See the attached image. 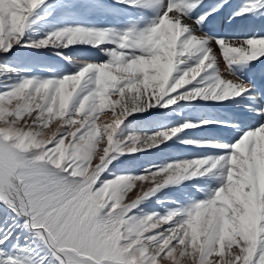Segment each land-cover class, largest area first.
<instances>
[{"label":"rangeland","instance_id":"rangeland-1","mask_svg":"<svg viewBox=\"0 0 264 264\" xmlns=\"http://www.w3.org/2000/svg\"><path fill=\"white\" fill-rule=\"evenodd\" d=\"M72 1L0 0V64L17 72L21 81L14 86L0 82V158L15 170L31 217L28 222L0 202V264H59L40 231L31 227H44L58 248L102 264H150L152 259L157 264H264L260 169H239L229 159L222 169H190L195 173L193 180L168 187L172 193L180 189L186 199L169 197L161 189L148 195L153 184H162L163 172L170 165L206 158L180 155L177 136L154 150L142 149L145 136L152 131L139 116L125 118L110 140L96 122L90 121L93 115L112 113L103 102L119 96L124 84L108 74L98 75L99 70L93 75L83 74V68L98 67L103 61L116 67L126 58L112 54L89 63L86 49L92 45L70 36L77 30H96L101 18L84 16L79 4L71 10ZM147 1L105 2L104 6L118 14L124 11L121 19L125 27L120 35L117 32L119 41L114 45L117 50L135 44L136 31L147 35L153 41L152 50H157L162 41L171 45L186 30L183 19L175 15L179 11L174 10L171 25L159 31L164 17L152 16L138 6ZM27 8L26 21L17 27L18 18ZM263 12L264 0L248 1L246 6L229 12L232 17L228 18V28L234 29L233 25H238L234 22H239V29L242 20L248 25L243 36L225 32L220 35L222 39L215 40L194 29L202 34L200 42L204 43L229 41L228 45L241 38L256 41L255 54L236 57L238 62L248 59L254 63L264 54V34H259ZM130 20L139 28L129 24ZM93 44L96 52H107L100 43ZM135 79L143 80L141 75ZM70 86L74 89L68 92ZM32 95L41 96V100L36 102ZM173 101L174 96L169 94L161 100V111L149 110L148 119L153 118L157 124L167 122L154 133L169 132L176 124L188 121L187 113L169 111ZM41 117L47 124L60 122L63 127L36 143L30 129ZM177 117L181 118L172 122ZM15 118H21L19 126L14 125ZM130 124L140 127L130 129ZM87 144L91 145L90 158L84 155ZM102 148L106 152L99 160L97 153ZM168 150L171 156L163 157ZM167 199L173 202L165 203ZM188 199L195 202L189 204ZM170 225L184 230V241L180 237L170 240L166 231ZM161 239L159 248L150 249L149 258L143 260L142 245L154 247Z\"/></svg>","mask_w":264,"mask_h":264},{"label":"bare ground","instance_id":"bare-ground-1","mask_svg":"<svg viewBox=\"0 0 264 264\" xmlns=\"http://www.w3.org/2000/svg\"><path fill=\"white\" fill-rule=\"evenodd\" d=\"M107 1L73 0L72 6H69L73 10V5L79 4L84 16L89 15L90 19L101 18L102 22L99 19L100 22L97 25L99 28H96V30L76 29L77 31H74L70 36L73 40L84 41L85 44L92 45L91 47L86 46L88 47L87 51L84 49V52L86 51L89 55H86V59L89 58V63L94 59L103 60L112 54L126 58L125 62L116 67H111L103 61L98 67L88 65L87 68H83V74L93 75V71L99 70L98 75L108 74L113 77L112 79L117 82L120 81L125 86L123 88L122 85V89L120 88L119 96H111L103 102L105 106L109 107V110L112 109V113L109 112L107 115L100 116L93 115L90 121L96 122L97 126H100V132L110 140L117 132L118 125L123 123L125 118L127 119L131 115L139 116L141 119H145V123L148 124L147 128L152 131L149 136H145L146 142L142 149L154 150L156 146L164 144L171 136H177L179 149L182 151L179 152L180 155L188 157L203 156L206 158V160L195 158L196 160L170 165L163 172L162 184H153L148 195L161 189L169 197H177L178 200L186 199L187 197L180 189L172 193L168 190V187L193 180L195 173H191L190 169H222L229 159L230 163L236 168L239 167V169H260L258 181L264 187V54L258 57L254 63L247 62L248 59L241 60L244 63L238 62L237 56H245L256 51V41L250 42L245 40L246 38H241L242 41L233 39L228 44L229 46L227 45L229 41L226 44L200 42L203 36L197 33V30L195 31L198 27L193 24L198 22L201 16L207 14L208 10L210 12L212 9L219 8L230 12L234 8L246 6L248 1L253 0H232L230 4H225L226 2L222 0H149L146 3H139L138 6L144 12L151 13L152 16L161 15V17H164L165 24L158 25L159 31L161 28L171 25L170 20L175 15H177L178 20L183 19L181 22L186 25V30L175 39L173 44L168 45L162 41L157 50H152L153 41L147 35L138 33L136 29L139 26L131 20L129 24H133L136 28L135 44L117 50L114 45L118 43V36L123 31V26L125 27L121 19V13L124 11L122 10L118 14L110 10L108 6H104ZM119 2L120 0H116V3ZM125 5L129 6V3H125ZM174 10L179 12L175 14ZM27 14L28 8L18 18L17 27L24 24ZM261 18L262 28L259 34L261 32L264 34V18ZM66 19L67 16L64 17V20ZM240 24L239 30L245 26L243 21ZM190 25H193V30H189ZM102 26L105 29H100ZM118 31L119 35H117ZM64 34L66 35V31H64ZM95 42L100 43V47H104L107 52H96L93 46ZM190 42L193 45L189 44ZM137 75H141L143 80L135 79ZM19 77L17 72L0 64V82H11L13 86L19 85V82H21ZM235 77L238 78L237 81ZM68 89V92H70L74 87L70 86ZM221 92L223 94L219 95ZM169 94L174 96V101L168 106L170 107L169 111L172 113L176 111L187 113L189 119L183 125L176 124L169 132L157 130L154 133L155 129L167 122L158 121L157 124L153 118L148 119L149 110L161 111L162 106H164L161 100ZM30 98L35 99L36 102L41 100V96L36 95H32ZM89 99L91 98L89 97ZM29 101L32 100L29 99ZM192 111H195V113ZM26 117H32V114ZM177 118H172V122L179 120L181 117ZM20 119H13L15 126L21 124L18 122ZM134 121L139 122L137 118ZM38 123L30 129L33 133V139L37 141L36 143L44 142L63 127L60 122L58 124L52 122L47 124L42 117ZM132 126L134 129L140 127L139 124L135 126L130 124L128 127L131 129ZM90 148V144L85 147L84 155H86V158H90ZM105 152V148L99 150L97 158L102 159ZM169 156H171V153L168 150L163 157ZM211 159L217 161L210 162ZM8 169L0 158V202L13 211V198L18 195L14 194V187L8 183ZM172 202L170 199L165 201V203ZM194 202V199H188L189 204ZM261 202L264 203V197H261ZM166 231L171 241L178 237L181 241L186 238L184 230L180 231L174 225L167 227ZM40 234L43 241L48 245L41 231ZM47 240L51 246L57 247L49 234ZM162 240L158 242V245L156 243L154 247L142 245L141 256L143 260L149 258L151 250L154 251L159 248L157 246L160 245ZM49 249L59 264H102L88 257L80 256L70 249L58 248L59 253L57 254L50 247ZM156 262L157 260L152 259L150 264H157Z\"/></svg>","mask_w":264,"mask_h":264},{"label":"water","instance_id":"water-1","mask_svg":"<svg viewBox=\"0 0 264 264\" xmlns=\"http://www.w3.org/2000/svg\"><path fill=\"white\" fill-rule=\"evenodd\" d=\"M9 174L7 175L8 177V183L11 184L14 187V194H17L18 196H14V209L13 212L16 213L17 215H20L22 217H25L28 222H30L31 218L29 216V211L27 208V204L25 202V197L22 193L21 189V183L20 180L17 178L15 174V170L13 169H8ZM33 229H38L41 231L42 235L45 238V241L48 243L49 247L52 249L54 253H59V249L56 248L54 245L51 246L50 243L48 242V234H46L45 230L43 227H32Z\"/></svg>","mask_w":264,"mask_h":264},{"label":"crops","instance_id":"crops-1","mask_svg":"<svg viewBox=\"0 0 264 264\" xmlns=\"http://www.w3.org/2000/svg\"><path fill=\"white\" fill-rule=\"evenodd\" d=\"M20 81V80H19Z\"/></svg>","mask_w":264,"mask_h":264}]
</instances>
